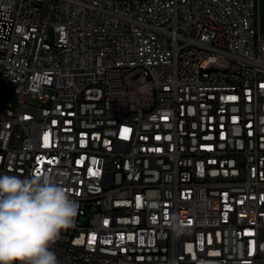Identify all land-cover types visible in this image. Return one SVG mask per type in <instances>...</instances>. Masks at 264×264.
<instances>
[{
    "label": "built area",
    "instance_id": "1",
    "mask_svg": "<svg viewBox=\"0 0 264 264\" xmlns=\"http://www.w3.org/2000/svg\"><path fill=\"white\" fill-rule=\"evenodd\" d=\"M262 1L0 0V175L77 203L59 264H264Z\"/></svg>",
    "mask_w": 264,
    "mask_h": 264
},
{
    "label": "clouds",
    "instance_id": "2",
    "mask_svg": "<svg viewBox=\"0 0 264 264\" xmlns=\"http://www.w3.org/2000/svg\"><path fill=\"white\" fill-rule=\"evenodd\" d=\"M77 212L52 176L0 175V264H59L51 249Z\"/></svg>",
    "mask_w": 264,
    "mask_h": 264
},
{
    "label": "rangeland",
    "instance_id": "3",
    "mask_svg": "<svg viewBox=\"0 0 264 264\" xmlns=\"http://www.w3.org/2000/svg\"><path fill=\"white\" fill-rule=\"evenodd\" d=\"M260 17L262 20H264V0L262 1V4H261ZM17 99H18V96L15 90H12L7 98V101L12 105L13 108H16L17 106Z\"/></svg>",
    "mask_w": 264,
    "mask_h": 264
},
{
    "label": "snow or ice",
    "instance_id": "4",
    "mask_svg": "<svg viewBox=\"0 0 264 264\" xmlns=\"http://www.w3.org/2000/svg\"><path fill=\"white\" fill-rule=\"evenodd\" d=\"M124 131H125V133H126V132L128 131V129H125ZM45 139H46V140L48 139L47 135L45 136Z\"/></svg>",
    "mask_w": 264,
    "mask_h": 264
}]
</instances>
